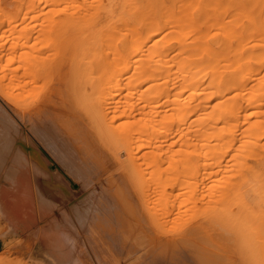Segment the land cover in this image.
<instances>
[{
    "label": "bare ground",
    "instance_id": "obj_1",
    "mask_svg": "<svg viewBox=\"0 0 264 264\" xmlns=\"http://www.w3.org/2000/svg\"><path fill=\"white\" fill-rule=\"evenodd\" d=\"M24 10L22 22L18 19L15 24L31 19L34 26L27 23L26 27L32 25L34 33L41 31L35 38L39 46H30L26 38L29 46L24 41L27 49L23 51L33 50L39 63L35 70L34 65L28 68L24 64L27 55L21 51L18 61L24 57L19 62L27 67L19 73L27 81L19 80L17 73L16 81L6 71L5 76L14 88L23 82L27 95L40 84L39 88L46 86L56 94L31 114L18 117L33 123V133L36 137L40 133L44 140L40 143H46L67 168L77 170L74 174L83 190L92 187L91 192L110 197L98 221L115 233L116 229L128 233L135 250L123 254V259L169 264L174 258L170 252L180 250V254L182 249L171 241L172 248L179 249L168 251L167 262L169 244L157 232H167V208L182 201L184 206L191 203L190 210L196 208L192 201L197 200L204 221L198 217L201 223L192 225L199 229L193 231L203 236L211 230L217 234L225 264H264V0H37L36 6L29 4ZM6 21L13 17L0 8V22ZM16 52L6 58L10 63L4 61L13 66L10 57L16 58ZM31 56L29 60H35ZM9 69L12 74L17 72ZM1 77L0 82L5 79ZM37 79L42 82L37 84ZM5 92L2 95L7 96ZM10 109L0 102V110L12 119L7 127L0 124L2 133L10 144L14 137L18 143L16 151H0V203L5 208L21 204L18 194L3 187L16 175L18 164H30L32 157L26 159L23 154L31 151L39 162L33 152L35 143L23 140L14 129L17 123ZM80 154L95 170L92 174L97 181L76 164ZM41 183L48 197L54 191L51 186L68 196L83 191H73L57 169L44 167ZM187 207L182 208L186 212L179 207L176 212L181 211L189 221L186 216L195 210L189 213ZM179 219L170 223H186ZM42 231L46 232L39 228L29 235V245L33 244L29 256L50 261L47 253L53 255V251L44 234L40 236ZM200 235L201 242L208 237ZM184 240L183 244L189 243ZM197 244L195 249L202 251ZM184 250L189 254L190 250ZM204 251L200 254L208 257L209 250ZM214 255L208 264L218 262Z\"/></svg>",
    "mask_w": 264,
    "mask_h": 264
},
{
    "label": "rangeland",
    "instance_id": "obj_2",
    "mask_svg": "<svg viewBox=\"0 0 264 264\" xmlns=\"http://www.w3.org/2000/svg\"><path fill=\"white\" fill-rule=\"evenodd\" d=\"M26 4H27V6L29 4L36 6L37 0H0V8L4 9V13L6 14V16L13 17V21H11V22L6 21V22H3V24H2V22H0V43H1L0 49H2L1 51L4 52V53L2 52L3 53L2 54L0 51V55L2 57V59L0 57V60H2L1 61L2 64H4V63L7 64V62L4 61V59L8 61V59H6V58L7 57L9 58L11 51H12L11 55L15 56L14 52H16V50H17L16 58L10 57L11 59L13 58V61H11V62H13L12 63L13 66L11 64L10 65H11L12 69L15 68L14 70L17 71V72H15V74H12L14 71H12V73H11V70H10L11 67L9 64H7V65L1 64V66H0V68H1L0 73H1V70L3 72V74L1 73L2 75L0 74V76L5 78L4 81L2 80V82H0V86H1L0 90H1L2 86H3L2 89H4V91L1 90L3 92L0 91L1 92L0 102L1 101L3 102V106L5 105L7 107L13 108V109H10L11 115L13 116L15 122L17 123L16 126L13 124V127H15L14 129H17V131L19 130L23 140L31 141L32 143H35L33 152H35L34 150H36L35 154L39 156V162L37 161V159H34V157L32 155H30L31 151L23 154V155H25L26 159L32 157L30 164H28V167H26V165H24V167H23L22 165L18 164L17 165L18 170H17L16 175L12 179L9 180L8 185L3 187L4 189H6L9 192L18 194L19 195L18 199H20L21 204L11 205L10 208H5V206L0 203V264H145L144 261H139V260H134V259L133 260L123 259L124 256H126L123 254H126L130 250L132 252L135 250L133 248L134 246H132L130 244V241H129L130 237L128 238L127 232H124V234H123L121 231H118L116 229L115 231L117 233H115V232H113L112 229L108 230L107 227H105L103 225V223L100 224V221H98V218L103 214V211L107 208L108 204L110 203V200H109L110 197L108 198L107 194H104V193H102L100 195V193L96 192V190H93V192H91L92 187L88 188V189L86 187L87 190L86 189L83 190V188H81V181L79 179H77V177L74 174V172L77 170L72 166L69 167L68 165L67 166L69 168H67L65 166V163L63 162V160L60 157H58L57 154L52 152L47 146H45L46 143H44V146H45L44 147L42 144V142H44V140L42 137H39L40 133H38L36 131V133L39 134L38 137H36L37 134H34L35 130L33 131V128H35V127L32 126L33 123H30L28 121L26 122V121L22 120V118H21V117H23L24 114H26V116L31 114V111L35 110L36 107L38 108V106H40V103H42L43 101L48 100L50 98H53L56 94V93H51L50 89H48L46 86L45 87L42 86L41 88L42 89L44 88V90H42L41 88H39L41 86V84L38 87V89L35 88V86H36L35 85L34 91L36 89L38 91H36V92L31 91L33 94L31 92H30L31 94L28 92V94H30V95H27V92L23 91L24 90L22 87V85H24L23 82H20V83H22V85L20 84L19 86H21V87H18V88H16V87L14 88L13 84L11 85V82H10L11 79L10 78L12 75H15V76H12L13 77L12 79H14V80H15V78H17L16 75L18 74L19 80H21V79H22V81L24 80V83H25V81H27V80H25L26 78L23 79L25 77L24 74L22 73L25 70V68L23 66H25L27 64L28 68H33V65H34L35 68H33V69L35 70L38 63H39V59L36 57V53L32 52L33 50L28 49L31 52V54L29 53L30 56L27 53L28 50L26 51V53H24L23 51H25L27 49L25 47V44H24V41L25 42L27 41V40H25L26 38L29 39L27 42L30 43L29 44L26 42V44H27L26 46L32 45L34 48H37V46H39V44H38L39 41L37 42V40H35V38H36V36H39L38 32L40 33L41 31H39V30L37 31V28H36L35 31H37V32L34 33L35 28H33L34 24L31 23V22H33V21H31V19H28L30 21H27L25 24L24 23L20 24L19 22L17 23L19 25L15 24V22H17L19 20H20V22H22L21 17L24 16L22 14H24V11H25L24 9L27 7ZM24 5H25V7H24ZM33 16H34V14H31V17H33ZM31 17H29V18H31ZM27 23H28V25L33 24V26L30 25V26L26 27ZM20 25L23 28L22 29L23 32L20 30L21 29V27H19ZM23 26L26 27L25 30H24ZM15 31L18 32V34ZM24 31L27 32V33L25 32L26 35L23 34ZM32 31H33V33H32ZM13 32H15V34ZM30 34H31V36H29ZM34 34H38V35H34ZM16 35L18 37H16ZM32 35L34 36V38ZM12 36H14V37H12ZM52 36L54 37L55 34L52 33ZM40 37H38V39ZM4 41H6V42H4ZM13 42H14V44H13ZM47 42H49V44H47ZM15 43L18 45H20V43H23L21 45H22V47L24 45V48H20L21 45L17 46V45H15ZM45 43H46V45H49V47L52 46L51 41H46ZM42 46H43V50L45 51L46 46H44V44ZM8 47L10 49V53H9ZM11 48H13V50H11ZM21 51L23 52L24 55H22ZM6 52H8V55ZM20 54L24 57H26V55H27V57H26L27 59L25 58L26 60H24V57L20 59V60H24L25 65L23 64V62L22 63L19 62L20 60L18 61V59H19L18 57H20L19 56ZM31 55H34L35 60L32 59V61H30L31 58L33 57ZM29 58H30V60H29ZM9 61H8V63H10ZM46 61H47L46 63H48V64L51 63L50 59H49V62H48V59H46ZM34 62H36L37 64ZM18 63H20V64H18ZM21 64H23V65H21ZM17 65L18 66L21 65V68L19 67V69H18ZM6 66H7V68H6ZM16 67L18 70H16ZM25 67H27V66H25ZM22 68H23V70H22ZM3 69H4V71H3ZM8 69L10 70L9 72H8ZM20 71H22V72L19 73ZM9 73H11V74H9ZM6 74L9 75L10 80L8 79L7 76H5ZM21 74H23V75H21ZM37 78H41V77H37ZM6 80H9V81H6ZM18 81H17V84L19 83ZM38 81H39V83L42 82L41 79L40 80L37 79V84H38ZM3 82H4V84L7 82H10V83L3 85L2 84ZM8 84L10 86H8ZM31 85H32V83L30 85H28L29 89H31V87L33 88L34 84L32 86ZM4 86H6V87H4ZM7 87H8V89H6ZM5 89L7 90V96L8 97L6 95H2V93L6 94ZM11 90H13V91H11ZM48 90H49V94H47ZM24 92H26V95H27L26 97H25ZM18 94H20V99L18 98L19 97ZM45 94H46V97L44 96ZM9 95L11 96L10 98H9ZM48 95H52V96H48ZM11 98H13V99H11ZM21 98L24 100H22ZM5 103H7V104H5ZM36 103H38V104H36ZM16 110L17 111L19 110V111L16 112ZM14 112H16V113H14ZM0 113H1L0 114V124L2 126H3V124H5L6 127L8 126V124L11 125L12 119L9 118L10 119L9 120L8 116L5 115L4 112H2L1 110H0ZM1 115L4 117H2ZM16 115H17V117H18V115L21 117H18V119H17ZM6 116H7V118H5ZM47 117H48V115H47ZM26 124H27V126H26ZM30 124H32V125H30ZM1 125H0V127H1L0 135L2 132H4V130L2 129L4 126L2 127ZM17 125L21 128H19ZM30 126L33 128H31ZM28 127H30V128H28ZM25 128H26V130H25ZM31 129H32V131H31ZM3 134H5V133H2L0 138L3 136ZM26 136H27V138H26ZM4 137L6 138V134ZM4 137H2L3 140L0 139V142L3 141L2 143H0L1 153L2 152H3V154L7 153L8 150L16 151L17 145H18V143L15 145V143L17 142L16 138L14 137L13 138L14 142L12 140L11 144H10L9 139L8 138L4 139ZM33 137H34V139H33ZM40 141H42V142L40 143ZM4 149L5 150L7 149V151H5ZM79 157H80L79 160L76 162L78 167L79 168L81 167L82 170L86 171V173H87L86 175L88 176V178L90 176V177H92V179H95L94 178L95 176L93 175L95 173L94 172L95 170L93 168H89L90 165L86 164L84 159H82L83 157H81V154L79 155ZM22 159L24 160V156L22 157ZM22 159L18 158V162L22 163L23 162ZM23 164H24V162H23ZM44 167L48 168L50 171H54L56 169L59 170V172L62 174V176L65 178V180L69 182V184L71 185V189L73 191H75V192L80 191L81 192L83 190L81 192V194H78L77 196H70V195L68 196L66 193L61 191L56 186L55 187L51 186V189H54V191L52 193L50 190L49 191L50 197L46 196L44 191H43L45 186L41 183V176H42V172L44 171ZM87 168H89V169H87ZM87 180H89V179H87ZM95 181H97V180L95 179ZM40 183H41V185H40ZM16 197H18V196H16ZM196 201L197 200H195L194 202L196 203ZM128 202H130V200ZM194 202L192 201V203H193L192 206L196 205V208L193 207L195 212H192V213L190 212V210L193 211V209L189 210V208H190L189 204H191V203H189V204L186 203L185 206H184V202L182 203V201H178L173 205L170 203L171 206L169 204V206L167 208L170 212V213L167 212L168 213L167 215L169 217L166 216V218L170 221L169 222L167 221L168 224L165 225V226H168V227H166L167 232L166 231L161 232V231L156 230L160 235H163L164 237L167 238V245L169 244L168 245L169 247H167V248H169V249H167V254L169 253L168 251H170L171 249L172 250L174 249V248H172V247H174V245L172 246L171 241H174V243H176V245H178V246H176V248L180 247L183 251V252L181 251L179 254L178 253L180 251V250L178 251L179 248L176 250L174 249L175 251H178V252H176V253L170 252L171 254L173 253L171 256H173L174 258H172L170 256V253H169L167 256L168 257L167 262L171 257V260H169V262H168L169 264H171V263L172 264H180L181 263L180 260L184 259V257L186 256L185 257L186 259L181 260V261H183L181 264H188V263L198 264L199 262L201 264H203L204 262H205L204 264H208L209 259H211L213 256H215L214 254L216 253V256H218V262L216 260V263H214V264H219V263L225 264V261L222 258L224 255V252L221 253L222 248L219 247L220 244L218 242L219 239H217L218 236H217V238L215 236L217 234H215L212 230L209 231L208 234L206 233V235H208V237H209L208 241H206L205 238H208V237L206 235H205L206 236L205 237V236L200 235L198 233L200 236L205 237V238H202L201 240H202V242L204 240L203 243L206 242V245L210 244L209 240H211V239L213 240L215 238L213 241L211 240L213 243H211L210 246H206L204 244H201L202 242L199 239L201 237H199V235L197 233H195L199 229L196 227L199 223L198 217L200 218V220H202V221H204V220L201 219V215L199 214L198 206H197V205H201V203L199 201H197V204H194ZM177 204H179V205H177ZM21 205H23V206H21ZM187 205L189 207H187ZM172 206L175 208L172 209L173 208ZM128 207H129V205H127V211H128ZM177 207H179V208L177 209ZM186 207H187V211H189V213H191L190 217L189 216L187 217L185 215L186 214L185 213ZM182 208H184L185 210ZM170 209L172 211H170ZM176 209L177 210L182 209L181 210L182 212L185 211L183 214L186 216V218L189 221L183 219L184 216H181L182 215L181 211L176 212ZM174 210H175V212H174ZM178 212L180 213L179 214L180 216L178 215ZM131 213H132V210H131ZM174 213H176V214H174ZM193 214H195V216L198 215L197 218H195L193 216ZM175 215H176V217L177 216L181 217V218L183 217L181 219L182 222H183V220H185L186 223L188 222L190 224L187 225L184 222L182 224V226L181 225L178 226L179 223H178V225H176V223H170L171 219L174 220V218H176ZM178 217H177V219H179ZM177 219H175V220H177ZM192 219H194V220H192ZM175 220L173 222H176ZM181 220L179 219L178 222H181ZM97 221H98V224H96ZM197 221H198V223H197ZM84 223H87V225L85 226ZM94 223H95V225H94ZM185 224L187 225V227L186 226L185 227L189 228V229H187L188 231H186V228L184 227ZM192 224H194V225L197 224V225L193 228ZM190 225H192L191 226L192 228L188 227ZM176 226H178L179 228ZM181 227H184V228H182L183 232L184 231L186 232V233L184 232L185 235L182 233L184 236H181V234H180L182 231ZM39 228L45 229L46 232L42 231L40 236H42L44 234V239L47 240V243L50 245V247L53 251V255H52V253L49 254V251L47 253L48 258H50V261H41V260H38L37 258L32 259L31 256H29V252H31L30 249L33 248V244L29 245V242H28L29 235L36 233L37 229H39ZM166 228L164 227V229H166ZM30 229L33 231L31 232ZM160 229H162V228H160ZM160 229H158V230H160ZM193 229L196 231L194 232ZM198 232H200V230ZM166 233H168V235ZM178 234H180V235H178ZM194 235L197 236L196 240L199 239L198 241H196L195 239L194 240L192 239L193 238L192 236H194ZM124 236H125V240H124ZM126 237L128 239H126ZM180 238H182L181 241L178 240ZM183 239H185L184 241L189 240V243H188V241L184 242V244H185L184 245L182 242ZM132 241H133V239H132ZM170 243H171V245H170ZM190 243H191V245H190ZM196 243H198L197 247L198 246H199V248L202 247V248H200V249H202V251H200L197 248H196L197 250L195 249L194 246L196 245ZM192 244H193L194 248L192 247ZM186 245L188 247H186ZM189 245L191 246V249H193V251H195L194 253L192 250L189 249V247H190ZM217 246L219 247V250H218ZM184 247L187 249V251L190 250V252L193 255L190 254V252L188 254L184 250ZM203 248H204V250L205 249L206 250L204 251ZM216 248L218 251L216 250ZM208 250H209V252H208ZM203 251H204V253H206V251L208 252V253H206L207 255L205 254L208 257H205L204 255H202ZM210 252H212V253L209 254ZM181 253H184V254L186 253V255L181 257V255H182ZM200 253H202V254H200ZM199 254L202 256H200ZM177 255L180 257H178ZM197 256H199V258ZM195 257H197V260ZM203 257H204V261H202ZM172 259L175 260V263H173L174 260L172 261ZM176 260H178V262ZM211 264H213V263H211Z\"/></svg>",
    "mask_w": 264,
    "mask_h": 264
}]
</instances>
